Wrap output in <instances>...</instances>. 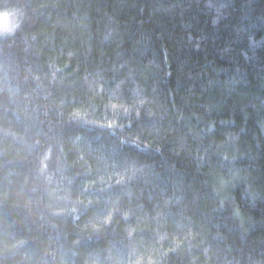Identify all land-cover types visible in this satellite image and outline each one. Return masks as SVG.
<instances>
[{
	"label": "trees",
	"instance_id": "obj_1",
	"mask_svg": "<svg viewBox=\"0 0 264 264\" xmlns=\"http://www.w3.org/2000/svg\"><path fill=\"white\" fill-rule=\"evenodd\" d=\"M5 11L0 264H264V0Z\"/></svg>",
	"mask_w": 264,
	"mask_h": 264
},
{
	"label": "clouds",
	"instance_id": "obj_2",
	"mask_svg": "<svg viewBox=\"0 0 264 264\" xmlns=\"http://www.w3.org/2000/svg\"><path fill=\"white\" fill-rule=\"evenodd\" d=\"M16 15L17 14L15 12H11V13L10 12H6V11L5 12H0V20H2V21L7 23L8 20H9V17H11L13 19H16ZM18 23L19 22L16 21V24H15L16 27H18ZM6 31H7V33L10 34L12 30L7 27Z\"/></svg>",
	"mask_w": 264,
	"mask_h": 264
},
{
	"label": "rangeland",
	"instance_id": "obj_3",
	"mask_svg": "<svg viewBox=\"0 0 264 264\" xmlns=\"http://www.w3.org/2000/svg\"><path fill=\"white\" fill-rule=\"evenodd\" d=\"M2 21V20H1ZM9 22V21H8ZM7 32V31H6ZM261 130H262V132H263V134H264V125H261Z\"/></svg>",
	"mask_w": 264,
	"mask_h": 264
}]
</instances>
